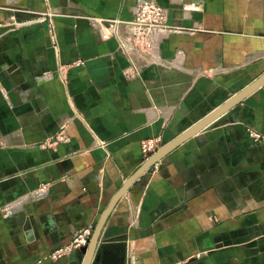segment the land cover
Segmentation results:
<instances>
[{"label": "crops", "instance_id": "crops-1", "mask_svg": "<svg viewBox=\"0 0 264 264\" xmlns=\"http://www.w3.org/2000/svg\"><path fill=\"white\" fill-rule=\"evenodd\" d=\"M138 1L0 0V264H71L48 254L93 230L141 142L160 147L264 71V0H155L176 30L131 57L87 16L127 20ZM108 252L264 264V83L133 179L92 264Z\"/></svg>", "mask_w": 264, "mask_h": 264}, {"label": "built area", "instance_id": "built-area-1", "mask_svg": "<svg viewBox=\"0 0 264 264\" xmlns=\"http://www.w3.org/2000/svg\"><path fill=\"white\" fill-rule=\"evenodd\" d=\"M96 36L107 39L115 36L119 42V51L133 57L135 54L148 55L158 45V42L176 27L168 24L166 9L155 0H139L133 7V14L127 20L118 18H103L87 16ZM118 27L124 28L119 30ZM254 139H259L258 133L249 131ZM157 148V139L147 138L141 142L144 159L148 158ZM91 235L90 227H82L73 238L76 248L85 246ZM67 247L61 246L48 254L51 259L64 255ZM69 250V249H68Z\"/></svg>", "mask_w": 264, "mask_h": 264}, {"label": "water", "instance_id": "water-1", "mask_svg": "<svg viewBox=\"0 0 264 264\" xmlns=\"http://www.w3.org/2000/svg\"><path fill=\"white\" fill-rule=\"evenodd\" d=\"M263 83H264V71L258 77H256L246 86H244L241 90H239L238 92L230 96L222 104H220L215 109H213L208 114H206L204 117H202L200 120H198L197 122L189 126L186 130H184L183 132H181L180 134L172 138L170 141L158 147L148 158H146L144 162L141 164V166L137 170H135L133 174H131L124 180L121 187L113 194V196L109 200L107 206L103 210L101 216L99 217V220L97 221V223L95 224L92 230L88 243L85 245V254L82 259L81 264H92V259H93L95 247L97 244V240L99 237V233L105 223V220L108 214L110 213L111 209L113 208L118 198L125 191L127 186L133 181V179L139 173H141L144 169L154 164L157 160H159L162 156H164L167 152H169L173 147H175L177 144H179L180 142H182L183 140H185L186 138H188L189 136L197 132L199 129L204 127L212 119H214L215 117H218L219 115L224 113L226 110L236 105L245 96L253 92L256 88H258Z\"/></svg>", "mask_w": 264, "mask_h": 264}, {"label": "rangeland", "instance_id": "rangeland-1", "mask_svg": "<svg viewBox=\"0 0 264 264\" xmlns=\"http://www.w3.org/2000/svg\"><path fill=\"white\" fill-rule=\"evenodd\" d=\"M13 201V200H12ZM10 203H12L11 201H10ZM7 207V204L6 205H3L2 207H0V212L1 211H3L5 208ZM8 209H10V207H8ZM89 227V226H88ZM90 229H91V232H92V228L90 227ZM78 232H79V229L75 232V235L76 234H78ZM74 235V236H75ZM73 243V239H72V242H71V244ZM72 247H75L74 246V244H72ZM82 247V246H81ZM81 247H78V248H76V249H66V251H65V253H64V255H62L63 257H65L66 258V256H68V254H69V252L72 250V251H76L77 249H80ZM114 256H113V254H109V253H107L106 255H105V258H104V261H103V264H113V262H114Z\"/></svg>", "mask_w": 264, "mask_h": 264}, {"label": "bare ground", "instance_id": "bare-ground-1", "mask_svg": "<svg viewBox=\"0 0 264 264\" xmlns=\"http://www.w3.org/2000/svg\"><path fill=\"white\" fill-rule=\"evenodd\" d=\"M84 254H85V246H82L80 249H78L77 252L71 250L68 254L70 257L71 264H81Z\"/></svg>", "mask_w": 264, "mask_h": 264}]
</instances>
